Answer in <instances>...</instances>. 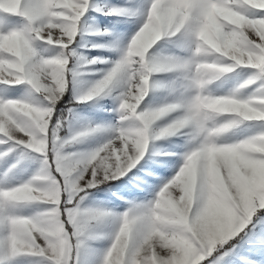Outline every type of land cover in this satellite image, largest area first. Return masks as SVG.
Wrapping results in <instances>:
<instances>
[{
    "label": "snow or ice",
    "instance_id": "snow-or-ice-1",
    "mask_svg": "<svg viewBox=\"0 0 264 264\" xmlns=\"http://www.w3.org/2000/svg\"><path fill=\"white\" fill-rule=\"evenodd\" d=\"M91 6L92 0H0V87L27 85L24 99L0 92V159L6 165L0 173V264L21 255L41 257L44 264H82L87 241L94 238L90 222L107 214L86 206L90 190L125 174L129 183L147 186L154 195L129 201L124 212L112 214L116 228L96 264H204L209 257L214 264L237 244H264V213L258 211L264 210V6L251 0H148L142 11L111 6L106 14L142 17L140 26L106 74L80 89L75 71L80 65L71 63L73 44ZM161 37L179 51L161 58L153 47ZM37 42L59 51L45 57ZM210 63L215 78L201 84L199 74ZM242 65L253 69L244 82L227 92L212 91L213 81ZM162 68L180 71L183 91L163 106L142 104L160 86L153 75ZM254 81L259 86L241 95V88ZM114 83L120 89L118 120L108 127V139L90 152L67 151L66 145L103 127L75 131L68 138L58 135L68 119L63 111L57 114L67 86H73L75 101L87 102ZM33 92L38 100L31 99ZM197 92L234 102V110L217 122L227 121L229 127L213 131L195 119ZM165 113L172 115L154 138L157 133L186 136L185 151L179 153L182 166L172 177L150 184L155 165L168 161L155 159L153 145L136 167L141 158L137 161L132 130L151 126ZM247 121L256 122L255 131L217 142L219 134ZM197 126L198 137L189 131ZM29 157L39 160L38 170L10 183L9 174ZM32 203L45 207L32 214L19 210ZM222 209L227 215L220 214ZM232 238L236 242L224 251Z\"/></svg>",
    "mask_w": 264,
    "mask_h": 264
},
{
    "label": "rangeland",
    "instance_id": "rangeland-1",
    "mask_svg": "<svg viewBox=\"0 0 264 264\" xmlns=\"http://www.w3.org/2000/svg\"><path fill=\"white\" fill-rule=\"evenodd\" d=\"M147 2L148 0H92V6L86 10L82 18L83 30L78 33L73 44L75 55L71 63L80 65V67L75 68V71L80 73L77 77V88L87 89L98 79L102 78L107 70L113 66V62L118 59L121 49L129 42V38L140 26L142 17L109 15L106 14L107 8L111 6H123L133 11L137 9L142 11L147 6ZM99 9H104L105 11H100ZM15 23L18 25L22 21L16 19ZM208 30L209 34H211L213 31L212 24H209ZM97 44L106 45V47H93V45ZM37 46L41 55L45 57L53 56L59 51V47H52L43 42H37ZM153 47L161 58L172 51H179L166 37H161ZM180 54L183 55V53ZM92 58H98L94 64L84 63L85 60ZM147 58L148 55L146 54ZM251 71H253L252 66L242 65L229 73L222 74L209 87L214 92H227L244 82ZM153 78L160 86L149 91L144 97L142 104L151 102L152 107L163 106L166 101L173 100L175 96L183 91L182 85L184 81L180 78L179 70H166L162 68L161 71L153 75ZM258 86L259 81L245 85L244 88H241V95H249ZM68 87L71 89L72 98L74 99L73 86L69 84ZM119 90V87L114 83L109 89H106L90 101L77 102L74 100L77 102V105L70 107L72 112H68V119L64 122L63 127L59 129L58 135L60 137L68 138L75 131L93 128L97 125L103 127L96 131H89L87 135L80 137L76 142L66 145L67 151L90 152L108 139L110 135L108 127L118 120V113L115 109L118 106L116 93ZM0 92H3L7 96L24 99L26 98L27 85L24 82L7 89L0 87ZM31 99L38 100L39 94L33 92ZM171 115L172 113H165L150 126L148 146L146 147L144 157L136 165V167H139V163L149 155V151L153 145H155V152L153 153L155 159L168 161L167 165L156 164L154 167L156 174L151 178H147L145 173H139L141 177L149 179L150 184L160 183V178L167 179L172 177L178 171V168L182 166L179 153L185 151L183 145L187 137L179 134H166L164 136L157 135L154 138V133L166 126L165 121ZM255 124V121H247L243 125L230 128L217 136V142H231L232 140L239 139L242 135L250 134L255 131ZM2 147L0 145V148ZM165 153H177V155H165ZM33 155H35L34 152ZM5 167L4 159H0V173L4 171ZM39 167V160L31 157L26 158L17 169L9 174V182L19 183L20 181L27 180ZM135 170L136 168H133L130 171ZM126 176L127 174L109 181L108 187L90 190V194L85 201L86 206L107 214L100 215L97 219L90 222V231L93 233L94 238L87 241L88 254L82 257V264H96L102 251L109 245L111 234L116 228L112 214L124 212L129 206V201H146L154 195L153 189L147 186L136 187L127 181ZM108 188L111 190H107ZM43 207H45L44 204L32 203L22 205L19 210L25 214H32ZM258 211L261 212L263 210ZM220 214L227 215V209H222ZM252 220H255V213ZM250 227L251 222L246 226L245 230ZM225 245L223 250L227 251L230 246L225 248ZM10 264H44V261L43 258L35 255H21L11 260ZM204 264H212V258L206 259ZM214 264H264V244H261L258 240L251 245L237 244L235 248L227 252V255L215 260Z\"/></svg>",
    "mask_w": 264,
    "mask_h": 264
},
{
    "label": "clouds",
    "instance_id": "clouds-1",
    "mask_svg": "<svg viewBox=\"0 0 264 264\" xmlns=\"http://www.w3.org/2000/svg\"><path fill=\"white\" fill-rule=\"evenodd\" d=\"M251 2L259 6H264V0H251ZM213 67L214 65L210 63L205 70L200 72L199 81L201 84L211 82L215 78L211 71ZM233 104L234 102L226 97H211L208 95L201 97V93L197 92L195 97V119L201 122L204 128H212L213 131L223 130L230 126L229 123L227 121L217 122L222 121L223 114L234 110L232 107ZM175 130L178 131L179 128ZM132 131L136 137V143L139 145L138 161L145 154L146 147L148 146L150 126L146 124L143 128H135ZM189 131L194 132L197 137L201 134L199 126L189 129Z\"/></svg>",
    "mask_w": 264,
    "mask_h": 264
},
{
    "label": "trees",
    "instance_id": "trees-1",
    "mask_svg": "<svg viewBox=\"0 0 264 264\" xmlns=\"http://www.w3.org/2000/svg\"><path fill=\"white\" fill-rule=\"evenodd\" d=\"M72 96H73L72 95V91L68 87L67 91L65 92V94L61 98V101L57 104V110H58L57 114H59L61 111H63L64 115L67 116L68 115L67 109H69L72 105H75V106L77 105V102L74 101ZM105 186L106 185L101 184V185L98 186V188H104ZM106 187H108V185ZM261 212H264V210L261 211ZM235 242H236V238H234L233 240L231 239L229 241V243H227L225 245V248L231 246V244H233Z\"/></svg>",
    "mask_w": 264,
    "mask_h": 264
}]
</instances>
